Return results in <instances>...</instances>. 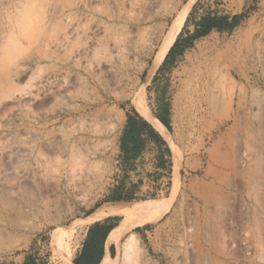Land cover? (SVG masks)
Listing matches in <instances>:
<instances>
[{
  "label": "rangeland",
  "instance_id": "1",
  "mask_svg": "<svg viewBox=\"0 0 264 264\" xmlns=\"http://www.w3.org/2000/svg\"><path fill=\"white\" fill-rule=\"evenodd\" d=\"M197 1L0 0V264L27 254L60 264L52 239L65 230L74 251L79 222L120 182L138 185L121 202L167 200L174 161L168 211L130 230L146 229L134 232L136 264H264V0H200L193 16L247 17L150 75L175 16L185 10L177 37ZM139 91L153 116L169 109L170 169L158 174L120 167L118 136Z\"/></svg>",
  "mask_w": 264,
  "mask_h": 264
},
{
  "label": "bare ground",
  "instance_id": "2",
  "mask_svg": "<svg viewBox=\"0 0 264 264\" xmlns=\"http://www.w3.org/2000/svg\"><path fill=\"white\" fill-rule=\"evenodd\" d=\"M184 17L185 10H183L182 12L179 11V13L175 16L173 23L171 24V26H169V29L163 37L162 42L155 54L152 67L149 72L150 75L163 61L184 21ZM214 82L215 81L212 80L211 84H214ZM205 100H207L206 102L208 104L216 103V95L212 85L209 87L205 95ZM132 103H134V106L137 109L136 111H138V113L145 120H147L156 130H158L165 137L167 136V129L165 128V126L155 116H153L146 107L143 101L142 91H139V93L134 98V102L132 101ZM175 158L173 160H175ZM173 163L174 164L172 167V190L168 199L165 200L163 203L156 205H148L141 202H111L97 207L91 214L86 216L83 221L79 222V228H86L88 225L94 222L106 219L111 216L135 215L137 217L135 221L129 224H124L123 226L112 230L108 234L106 238V245H109L113 242H119L125 234H128L126 235L122 244L120 264H136L135 256L136 252L138 251V240L134 232H130V230L131 228L139 224L157 221L168 211L178 187V168L175 164L176 162L174 161ZM64 232L65 230H63L57 237H54L51 241L50 245L54 255V257L52 258L58 260L60 264H74L72 262V253L74 252L72 243L70 244L69 242L64 241ZM5 236V232H3L0 228V246L1 243H3V239ZM114 259L109 258L106 255V257L99 264H114Z\"/></svg>",
  "mask_w": 264,
  "mask_h": 264
},
{
  "label": "trees",
  "instance_id": "3",
  "mask_svg": "<svg viewBox=\"0 0 264 264\" xmlns=\"http://www.w3.org/2000/svg\"><path fill=\"white\" fill-rule=\"evenodd\" d=\"M200 4L198 0L192 7L188 18L185 21V25L182 27L181 32L176 37L172 46L168 50L159 70L172 63V59L175 56L181 55L185 49L191 47L195 40L208 35L212 31L218 32H231L238 27L242 21L247 17L245 12L230 13L229 11L220 10L217 8H207L206 11L193 16ZM191 16H193L191 18ZM189 20H191V30H186V36L182 37L183 31L186 28ZM155 117L170 131L169 109L166 103L161 106L160 112H154ZM159 139L162 143H165L155 129L148 123L134 108H131L126 112V119L120 136V167L123 171L132 170L133 167L129 162L130 159L135 158L144 146L145 138ZM166 153H170L169 148H165ZM158 164L161 162L158 161ZM166 170L170 169V161L166 165ZM138 185L131 184L126 186L123 182H120L114 186L110 193L107 195L106 200L112 202L131 201L136 199L135 195ZM106 219H116V216ZM95 224H99L95 222ZM115 223L110 224L108 227L100 229V236L103 239L104 235L112 228ZM134 231H139V228H135ZM102 242V240H101ZM75 264H80L77 260H73ZM21 264H37V259L34 254H27ZM44 264V262H42Z\"/></svg>",
  "mask_w": 264,
  "mask_h": 264
},
{
  "label": "crops",
  "instance_id": "4",
  "mask_svg": "<svg viewBox=\"0 0 264 264\" xmlns=\"http://www.w3.org/2000/svg\"><path fill=\"white\" fill-rule=\"evenodd\" d=\"M230 13H237V12H230ZM125 119H126V115H125ZM124 123H125V120L122 124L120 133L118 136L119 155L121 153L120 152V136H121V131L124 126ZM155 131H157V133L160 135L161 139L165 143H162V141L159 139L157 140L154 138L153 139L145 138L146 136L143 135V137L145 138L144 146L141 149L140 153L135 158L130 159L129 162L131 163L133 167L132 170H129L130 172L137 171V168L139 166L138 164H150L154 168L155 170L154 173L156 174H158V171L166 170L165 167L167 163L171 160V149H170V146H168L167 141L164 139L162 134L156 129ZM166 147L169 148V151H170L169 154L166 153L165 151ZM119 161H120V157H119ZM158 161L161 162V164H158ZM111 217H114V216H111ZM97 222L99 224H95L94 222L86 227L80 242L78 243V245H76V248L74 249V252L72 253V262L75 259L80 264H99L106 257V255L112 259H114L118 255L119 248H121L122 239L126 234L121 238L120 242H113V243H110L109 245H106V238L112 230L123 226L124 223L120 221L115 222L113 219H103ZM112 223H115V225L108 230V232L106 233V235H104L102 239L100 236V229H102L103 227H108ZM133 232H135L138 237L139 234H141L142 232H146V229L140 228L139 231H133Z\"/></svg>",
  "mask_w": 264,
  "mask_h": 264
}]
</instances>
